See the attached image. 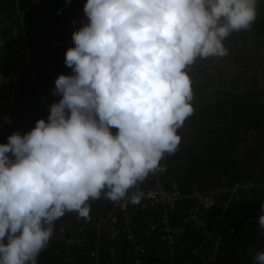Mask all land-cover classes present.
Here are the masks:
<instances>
[{"label": "clouds", "instance_id": "clouds-1", "mask_svg": "<svg viewBox=\"0 0 264 264\" xmlns=\"http://www.w3.org/2000/svg\"><path fill=\"white\" fill-rule=\"evenodd\" d=\"M259 3L86 0L87 22L65 54L72 74L52 90L60 99L0 143V264H39L55 222L90 218V200L140 203L138 186L177 151L194 112L187 68L227 56L224 41L252 26ZM259 213L264 235V203ZM253 264H264V250Z\"/></svg>", "mask_w": 264, "mask_h": 264}, {"label": "trees", "instance_id": "trees-1", "mask_svg": "<svg viewBox=\"0 0 264 264\" xmlns=\"http://www.w3.org/2000/svg\"><path fill=\"white\" fill-rule=\"evenodd\" d=\"M85 3L0 0V143L47 119L50 105L60 99L52 90L59 75L72 74L65 54L74 47L73 32L87 22ZM258 12L248 30L233 32L224 41L227 56L197 58L187 69L194 112L178 130L177 151L161 161L163 182L167 187L176 183L183 194L177 206L131 210L128 225L121 213V233L113 237V227L98 223L114 202L103 195L90 200V218L70 212L55 222L39 264H253L254 256L264 250L258 225L264 203V0ZM15 74L18 81L13 84L8 79ZM235 182L257 187L240 191L226 212L225 246L217 251L205 234L217 210L204 208L201 197ZM151 184L148 176L139 191ZM195 208L202 226L189 219ZM168 226L173 228V243L163 238ZM129 231L135 243L126 237ZM140 243L142 251L135 248ZM95 250L97 257L92 258ZM214 255L215 263L206 262Z\"/></svg>", "mask_w": 264, "mask_h": 264}, {"label": "built area", "instance_id": "built-area-1", "mask_svg": "<svg viewBox=\"0 0 264 264\" xmlns=\"http://www.w3.org/2000/svg\"><path fill=\"white\" fill-rule=\"evenodd\" d=\"M190 70V67L187 68ZM9 81L16 84L18 81V74H15L13 77L8 79ZM2 126V124L0 125ZM161 169L149 175V178L152 181L151 186L143 188L140 191L143 193V197L139 204H132L127 199L121 200L120 202H114L113 210L104 216L98 223V226H107L113 227L114 234L113 237H116V234H120L121 231L118 229L117 224L119 223L120 214H124L125 223L129 224L128 214L131 210L149 208L158 205H163L168 209H173L177 206L179 200L183 197L181 190L179 189L176 183H172L170 187H167L163 182L162 176L165 171L164 165L161 162ZM257 186L253 182H235L229 186L224 185L220 187L213 188L210 193L201 197V204L204 208H216V219L215 222L206 230V237L212 240L215 244V250H219L220 246H225V241L223 237L222 224L228 222V217L226 212L229 211L232 207V203L235 198L238 196L240 191H246ZM189 219L194 220L199 226L203 225V222L198 216V208L191 209L189 213ZM167 219L165 218V221ZM167 232L164 234L163 238L168 243L174 242L173 228L168 226ZM230 233L235 232L233 229L229 230ZM128 239H131L135 243L134 235L131 231L126 234ZM136 249L142 251V243L138 244ZM92 258L97 257L96 250L91 253ZM217 260L216 255L210 259H206L208 263H215Z\"/></svg>", "mask_w": 264, "mask_h": 264}]
</instances>
